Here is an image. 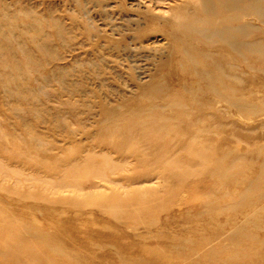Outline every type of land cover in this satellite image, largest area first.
Segmentation results:
<instances>
[{"label": "rangeland", "instance_id": "rangeland-1", "mask_svg": "<svg viewBox=\"0 0 264 264\" xmlns=\"http://www.w3.org/2000/svg\"><path fill=\"white\" fill-rule=\"evenodd\" d=\"M193 2L0 0V264H264V56L212 96Z\"/></svg>", "mask_w": 264, "mask_h": 264}, {"label": "bare ground", "instance_id": "bare-ground-1", "mask_svg": "<svg viewBox=\"0 0 264 264\" xmlns=\"http://www.w3.org/2000/svg\"><path fill=\"white\" fill-rule=\"evenodd\" d=\"M193 5V9L188 8ZM177 17L186 20L185 24H179L172 31L175 39L181 41L182 50L178 53L181 61L194 65V62L211 57L215 51L220 54L219 59L212 58L203 73L198 74L196 69L194 72L209 82L207 90L212 96L225 100L222 90L210 81L223 83L229 91L230 84H225L214 74L216 69L224 70L226 67L225 77L231 80L233 67L245 70L248 66L247 52H258L259 59L264 56L260 36L264 33V0H198L181 8ZM217 40L220 44L213 45ZM198 44L202 45L201 48Z\"/></svg>", "mask_w": 264, "mask_h": 264}]
</instances>
